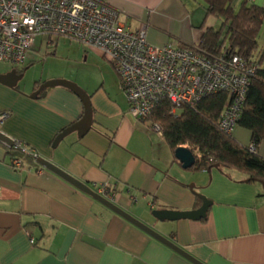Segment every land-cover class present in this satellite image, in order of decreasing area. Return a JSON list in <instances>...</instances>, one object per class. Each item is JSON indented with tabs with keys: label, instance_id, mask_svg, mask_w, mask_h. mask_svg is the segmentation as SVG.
<instances>
[{
	"label": "crops",
	"instance_id": "0c3cea01",
	"mask_svg": "<svg viewBox=\"0 0 264 264\" xmlns=\"http://www.w3.org/2000/svg\"><path fill=\"white\" fill-rule=\"evenodd\" d=\"M246 1L264 7V0ZM108 2L129 27L145 24L147 40L158 46H193L207 28L220 26L215 17L205 18L201 0ZM36 54L19 68L0 62V74L16 69L21 75L15 86L0 81V113H9L0 124L3 133L90 187L107 183L117 193L115 204L199 261L264 264L260 181H248L236 169H185L164 137H156L148 122L129 111L119 76L108 67L87 78L60 76L88 93L93 125L85 135L72 132L54 147L56 137L83 116L84 105L64 86L33 95L45 83L43 76L25 80ZM92 65L98 68L97 62ZM232 136L251 144V131L241 126ZM258 153L264 157V141ZM13 157L24 153L0 140V264H195L32 159L15 169ZM199 194L211 201L205 219L160 220L152 214L198 209Z\"/></svg>",
	"mask_w": 264,
	"mask_h": 264
},
{
	"label": "built area",
	"instance_id": "2783aa9c",
	"mask_svg": "<svg viewBox=\"0 0 264 264\" xmlns=\"http://www.w3.org/2000/svg\"><path fill=\"white\" fill-rule=\"evenodd\" d=\"M55 36L100 51L119 76L129 111L142 121H149L161 101H170L172 113H177L184 105L193 106L205 96L224 91L230 101L219 127L232 134L258 68L226 50L211 55L197 44H151L147 26L129 27L108 0H0V62L19 68L34 58L39 43L52 47ZM8 116V112L0 113V124ZM149 127L163 137L161 124L151 121ZM14 141L11 148L37 163L39 154ZM250 149H255L252 144ZM12 165L22 170L24 157H13ZM91 188L115 203L117 193L107 183ZM30 240L35 239L30 235Z\"/></svg>",
	"mask_w": 264,
	"mask_h": 264
},
{
	"label": "trees",
	"instance_id": "16d2710c",
	"mask_svg": "<svg viewBox=\"0 0 264 264\" xmlns=\"http://www.w3.org/2000/svg\"><path fill=\"white\" fill-rule=\"evenodd\" d=\"M201 1L205 18L215 17L220 26L207 28L197 45L211 55L226 50L258 66L238 120V126L251 131V144L255 149L252 151L250 145L240 144L232 134L220 129L219 119L230 101L229 93L224 91L205 96L193 106L184 105L177 113H172L174 106L170 101H161L149 121L161 124L163 137L174 154L178 147L189 145L196 156V163L189 170H211L218 165L223 171L236 169L247 176L248 181L264 182V157L258 153L264 141V45L260 48L258 42L264 24V7L246 0ZM26 158L31 159L28 155L24 156Z\"/></svg>",
	"mask_w": 264,
	"mask_h": 264
},
{
	"label": "water",
	"instance_id": "95a60500",
	"mask_svg": "<svg viewBox=\"0 0 264 264\" xmlns=\"http://www.w3.org/2000/svg\"><path fill=\"white\" fill-rule=\"evenodd\" d=\"M21 75L17 73L16 69H13L7 74H0V81L3 83H7L10 86H15L20 79ZM55 86H64L72 91H74L81 99L84 105V114L83 116L74 124L64 129L54 140V147L59 144V142L65 138L67 135H69L72 132H77L79 136L85 135L93 125V108L90 101V96L88 93L80 87L77 83L68 80V79H51L46 81L44 84L40 86V88L33 94L34 96L37 95L41 90L48 87H55ZM0 140L4 143L8 144L9 146H13L15 141L13 138L9 137L5 133H3L0 130ZM176 158L182 163L183 167L185 169H188L195 165L196 163V156L194 152L186 147V146H180L175 151ZM36 162L41 165L43 168H46L47 170L59 175L81 191L87 193L88 195L92 196L97 201L101 202L111 210L115 211L116 213L120 214L127 220L131 221L141 229L145 230L155 238H157L159 241L163 242L173 250L177 251L179 254L183 255L190 261H192L195 264H205L192 255H190L188 252L183 250L181 247H179L176 243L171 241L169 238L165 237L164 235L160 234L158 231L150 227L149 225L145 224L141 220L137 219L135 216L131 215L121 207H119L114 202L104 198L97 192H95L89 185H87L85 182L77 179L55 163H53L51 160L46 159L39 155L36 159ZM218 165H215V168H217ZM264 185V182H261ZM202 198L203 202L201 207L198 209H193L189 211H174V210H167V209H160V210H154L152 214L160 219V220H180V219H194L199 220L202 218H205L207 216V212L209 210V206L211 204V201L207 199L204 195L199 194Z\"/></svg>",
	"mask_w": 264,
	"mask_h": 264
},
{
	"label": "rangeland",
	"instance_id": "374dc122",
	"mask_svg": "<svg viewBox=\"0 0 264 264\" xmlns=\"http://www.w3.org/2000/svg\"><path fill=\"white\" fill-rule=\"evenodd\" d=\"M53 41L54 44L52 47H48L45 44H38L35 62L32 63L25 77V80L29 83L34 82L36 77L41 76H43L45 82L49 76H54V78H60V76L76 78L78 74H81L87 78L91 77V75L94 76L96 69L99 73L101 70L105 72L106 67L117 75L113 64L101 52L64 37L55 36L53 37ZM258 42L259 47L262 48L264 45V26L260 32ZM95 62H97L98 68L92 65ZM98 63L102 65H98ZM5 66L8 68L12 67L9 64H5ZM242 129L248 131L244 127ZM154 135L158 137L156 133ZM184 146L189 148V145Z\"/></svg>",
	"mask_w": 264,
	"mask_h": 264
}]
</instances>
